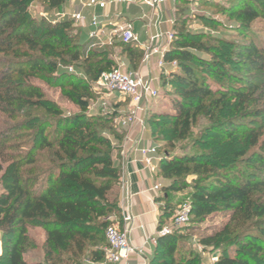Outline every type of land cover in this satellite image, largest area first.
Listing matches in <instances>:
<instances>
[{"label":"trees","instance_id":"obj_1","mask_svg":"<svg viewBox=\"0 0 264 264\" xmlns=\"http://www.w3.org/2000/svg\"><path fill=\"white\" fill-rule=\"evenodd\" d=\"M65 1L0 0V112L13 118L24 110L26 116L0 129V264L104 262V233L111 218L121 217V167L104 134L110 127L102 118L86 115L90 81H97L115 62L107 56L108 49L87 50L88 42L72 19H38L30 10L33 3H41L50 13L60 12ZM179 1L175 0L177 34L165 55L168 62L177 61L178 69L162 77L163 88L176 86L175 111L162 118L149 116L147 124L153 141L170 147L191 139L201 118L208 125L194 141L197 150L162 156L159 162L158 174L166 183L158 198V228L168 224L186 201L193 207L190 222L230 212L229 223L199 242L221 251L216 264H253L247 257L230 255L229 247L244 224L247 236L264 241V36L254 30L258 22L264 23V0H231L224 6L236 21L238 39L217 40L221 46L198 44L178 32L184 22ZM117 46L135 64L143 57V50L131 43ZM223 59L240 72L229 69ZM69 63L83 70L87 79L58 74L59 67ZM199 66L225 85L214 89ZM33 77L60 87L81 114L63 116L31 82ZM26 134L31 137L27 153L9 154L13 139ZM31 227L42 228L45 241L43 258L29 262L25 255L36 247ZM177 233L157 239L149 264H205L193 251L180 248Z\"/></svg>","mask_w":264,"mask_h":264},{"label":"rangeland","instance_id":"obj_2","mask_svg":"<svg viewBox=\"0 0 264 264\" xmlns=\"http://www.w3.org/2000/svg\"><path fill=\"white\" fill-rule=\"evenodd\" d=\"M231 0H180L178 2V8L180 9V18L184 22L180 26L181 28L178 32L184 33L189 37H192L198 44L203 43L209 46H221L217 40H236L238 39V34L234 30L235 19H232L224 11V6H228ZM175 2L170 1L167 6H165L164 15L166 19L174 18L175 16ZM30 10L36 18L49 17L50 19L59 18V12L50 13L49 10L42 5L41 3H33L30 6ZM60 19V18H59ZM74 22V21H73ZM264 23L258 22L256 29L258 33L264 36ZM74 25L77 29H80L78 23L74 22ZM141 26L136 24L135 30H139ZM164 30H169L173 32L172 25L163 26ZM141 29V28H140ZM88 29L85 28L82 31L84 37L88 36ZM175 34V31H174ZM177 34V33H176ZM175 34V35H176ZM108 49L107 56L118 55L121 57L123 54L122 49L106 48ZM199 54L208 55L205 52L196 51ZM156 59V58H155ZM155 62L157 60H154ZM229 69L236 72H240L235 68L228 60H222ZM198 66V65H197ZM200 70L202 73L207 74V79L210 80L211 86L216 89L218 86L225 85V81L222 82V79L217 80L210 77V72L207 68H202ZM61 72H66L67 74H73L78 77H83L87 79L83 70L79 69L74 63H69L67 65H61L58 69V74ZM57 74V73H56ZM31 82L34 85L41 87L45 93L47 99L55 103L63 112V116L71 117L76 114H81V109L74 104L66 95L62 93L60 87L55 84H47L45 81L33 77ZM227 84V83H226ZM90 94L91 99L89 100V109L86 112V115L90 118H102L105 121V126L110 127V130H105L104 134L110 138L112 147L114 148L113 157L114 161L117 164L121 161L120 157L124 156L125 144H133L130 139L134 133H140L138 127L134 129H129L120 124V119L125 115H128L131 110V102L129 98L119 94L118 92L111 93L109 90L102 87L97 81H90ZM155 86L160 90V94L157 98L153 99L150 103V108L148 111L147 117L151 116L152 119L163 114H172L174 113L173 102L176 98V86L169 85L166 88L161 87V85L155 82ZM37 111L35 113H40ZM25 111L21 110L16 112V116L10 118L8 115L2 114L0 112V129L5 128L6 126H12L15 123L22 122L26 117ZM162 118V116H161ZM55 121V118L51 119ZM163 120V119H161ZM208 125V121L205 118H201L198 125H196L193 130L194 134L191 139L177 141L174 146H166L163 141L158 143L154 142L158 146L160 154L165 156H172L173 154L184 155L190 154L195 151L194 141L196 138H199L202 130ZM53 130V127L51 128ZM152 137L151 127L147 126V131L145 132V139ZM13 144L9 149V154L14 156H24L30 145L31 137L30 135H21L13 139ZM127 149H129V147ZM126 149V150H127ZM197 150V149H196ZM252 150V149H251ZM7 165V164H6ZM4 165V166H6ZM2 174V172H1ZM162 180V181H161ZM159 182L162 184L166 183L165 179H161ZM192 178L189 177V181ZM2 190H0V193ZM189 192V189L180 193L185 194ZM112 222L110 226H118L117 219L111 218ZM230 222V212L221 211L211 216L201 223L199 222H189L187 225L174 228L173 232H178L180 237V248L185 252H194L196 255L200 256L205 264H216L220 252L214 247L204 248L199 239L202 236L213 234L217 231H220L227 223ZM247 224L238 226L237 230L238 235L236 240L232 245H230V255H241L245 258H249L253 264H264V241L246 235L248 230ZM29 234L32 237L35 248L28 249V252L25 255L27 261L41 260L43 258V244L45 241V233L42 228H29ZM105 239L107 234L104 233ZM0 245H2V238L0 232ZM186 254V253H185ZM188 254V253H187Z\"/></svg>","mask_w":264,"mask_h":264},{"label":"crops","instance_id":"obj_3","mask_svg":"<svg viewBox=\"0 0 264 264\" xmlns=\"http://www.w3.org/2000/svg\"><path fill=\"white\" fill-rule=\"evenodd\" d=\"M88 1L89 0H66L64 5L62 6V10L60 9L59 12L60 19H71L73 14L80 11L85 14L86 21L83 23H78V25L80 26L82 39L88 42L87 50L100 49L91 48L92 40L89 38V33L93 30L91 24L93 15H98L100 17V21L103 28L105 29L106 35H109V33H111L117 25L123 24L124 22L133 23L134 31L140 36L143 43L147 42L149 34L151 32L155 33L157 31V28L154 24L156 18L154 16V10L148 3L150 0H106L105 8H83L82 4ZM170 1L175 2V0ZM167 4H165L162 8L163 23L161 26V30L165 31L163 28V26L165 25H172L174 31V24H171L170 20L175 19V16L174 18L171 17L169 19H166L164 15L165 6H167ZM151 19L152 24L150 25ZM136 24L141 26V29L139 28L138 31L135 30ZM85 28H87L89 32L87 37H84L82 34V31ZM118 43L119 42H116L113 46L108 47L114 48L117 51V49H121L119 46H117ZM133 45L143 50L141 46H137L135 44ZM160 58V55H155L149 61H144L143 54L142 59L137 62V64H135L127 53H123L121 57L118 55L110 56V59L113 62L117 61L118 59L125 61L128 69L139 71L145 77L154 79L155 82L162 87V77H169L173 72L177 71L178 68L172 69V67L168 64L166 67L167 71H164V69H161L158 66V61ZM154 60L157 61L155 62ZM146 131L147 127L144 132H140L139 134H137L136 132L132 135V139L140 138V136H142L139 143L140 147L154 144L152 137H146L145 139ZM128 146H130V144H125L124 156L120 157L121 161L119 162V165L121 167V181L123 178H125L127 181H129L130 187L125 190L121 186V217H115V219H117L116 221H118V226L122 229H126L132 226L133 231L130 235V240L133 245L143 247V251L139 255H131L127 261L122 260L117 263H110L107 262L105 256L104 262H94L90 259H86L84 261V264H149L151 258L154 255L157 239L160 237L157 236V231L159 230L158 226L161 206V202L158 201V198H160V196L162 195V191H155L154 186L157 184H162L161 182H159L162 177L159 176L158 172L152 173L149 170L145 169L144 165L141 162L140 152L134 150L132 148V144L129 149H127ZM127 216L134 217L133 224L125 221V218ZM151 238H154L156 241L154 242L153 240H151ZM107 248L108 241L107 244L102 247V249L105 251V255Z\"/></svg>","mask_w":264,"mask_h":264},{"label":"built area","instance_id":"obj_4","mask_svg":"<svg viewBox=\"0 0 264 264\" xmlns=\"http://www.w3.org/2000/svg\"><path fill=\"white\" fill-rule=\"evenodd\" d=\"M169 1L170 0H150L148 2L154 10V16L156 17L154 24L157 31L149 34L146 43H143L140 36L134 31V25L132 22L119 24L111 33H109V35H106L100 17L98 15H93L91 20L93 30L89 33V38L92 40L91 48L104 49L108 46H113L116 42L124 44L131 43L143 48L144 61H149L153 56L160 55L161 58L158 61L159 68L167 71L166 67L169 64L172 69H177V61L167 62L165 59L170 44L175 38L174 31L161 30L163 23L162 8ZM82 5L83 8H105L106 0H89ZM71 19L77 23H83L86 21V16L80 11L73 14ZM170 23L175 24V19L170 20ZM151 24L152 19L150 25ZM98 83L111 93L118 92L129 98L131 102L130 113L119 120L120 124L129 129L138 127L141 133L144 132L147 127V115L150 102L160 94V90L155 86V80L145 77L139 71L128 69L125 61L118 59L110 70L102 72L98 79ZM141 138L142 136L136 139H132L131 137L130 141L133 143L132 148L140 152L141 162L144 165V168L152 173H157L158 165L162 158L159 154L158 147L155 144L140 147L139 143ZM121 186L126 190L130 187V183L123 178ZM161 189L162 184L154 186L155 191ZM192 208V203L189 201L179 204L170 222L157 231V236L171 234L174 228L187 225L190 222ZM125 221L133 224L134 217L127 216ZM132 231V226L122 229L121 227L114 225L107 229L106 237L108 248L106 249L105 255L107 262L117 263L122 260L127 261L131 255L141 254L143 247L133 245L130 240ZM151 240L154 242L156 241L154 238H151ZM1 253L2 248L0 245V255Z\"/></svg>","mask_w":264,"mask_h":264},{"label":"water","instance_id":"obj_5","mask_svg":"<svg viewBox=\"0 0 264 264\" xmlns=\"http://www.w3.org/2000/svg\"><path fill=\"white\" fill-rule=\"evenodd\" d=\"M60 9L62 10V7Z\"/></svg>","mask_w":264,"mask_h":264}]
</instances>
